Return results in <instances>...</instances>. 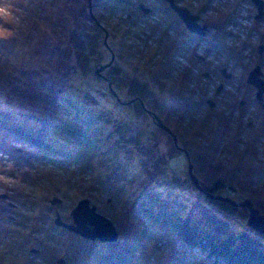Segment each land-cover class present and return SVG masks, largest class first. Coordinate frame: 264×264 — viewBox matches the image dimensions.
I'll return each mask as SVG.
<instances>
[{
    "label": "rangeland",
    "instance_id": "374dc122",
    "mask_svg": "<svg viewBox=\"0 0 264 264\" xmlns=\"http://www.w3.org/2000/svg\"><path fill=\"white\" fill-rule=\"evenodd\" d=\"M257 66L264 0H0V264H264L190 174L264 215ZM86 199L118 241L57 225Z\"/></svg>",
    "mask_w": 264,
    "mask_h": 264
},
{
    "label": "water",
    "instance_id": "95a60500",
    "mask_svg": "<svg viewBox=\"0 0 264 264\" xmlns=\"http://www.w3.org/2000/svg\"><path fill=\"white\" fill-rule=\"evenodd\" d=\"M173 7L179 13L180 17L182 18L184 23L187 25V27L191 31H200L202 33H205V30H206L205 28L207 27H204V28L200 27L201 25H199L196 22V20L198 19L197 15L191 14L186 8H183L177 5H174ZM260 74H261L260 67L257 66L254 68V70L250 72V75H249L250 76L249 81L254 83L256 87L259 89L258 94H257L259 100L263 99V91H264V81L259 77ZM160 125L170 130L164 124H160ZM190 171H191L190 174H191L192 179L197 184V186L201 189V187L198 185L199 183H198L197 177H195L192 173L193 172L192 166H190ZM210 196L213 198L227 200L233 205H236V206L238 205V206L248 209L250 213L249 220H248L249 225L254 230L264 235V215L260 214V210L254 206L253 201L247 199L241 203H237L231 200L229 197L225 198V197L216 196V195H210ZM72 216L74 219V223L66 222L59 216L56 219L57 225L62 226L66 229L72 230L90 240L99 239L101 242H104V243L116 242L119 240L120 233L116 225L114 224V222L108 217H106L105 215L101 214L97 210V206L95 204L91 205L88 199L81 201L78 204V206L72 210ZM34 251H38V250L34 249ZM65 263H66V260L63 258L58 260V264H65Z\"/></svg>",
    "mask_w": 264,
    "mask_h": 264
},
{
    "label": "trees",
    "instance_id": "16d2710c",
    "mask_svg": "<svg viewBox=\"0 0 264 264\" xmlns=\"http://www.w3.org/2000/svg\"><path fill=\"white\" fill-rule=\"evenodd\" d=\"M214 185H215L214 187H209V186L207 187L206 186V187H203L202 190L200 188H198V189H200L202 191L204 196H206L210 199L211 198L210 195H216V193H214V192L221 189L223 187L224 183L221 180H218V181H216V183ZM200 204H202V202H200ZM229 206H230V203H229ZM232 206H233V204H232ZM234 206H236V205H234ZM210 216H212V215H210ZM226 226L229 227L228 222L223 220L222 216L215 214L214 217L212 216V222L209 226V229L212 232H219V233L225 234L224 232L228 230V228ZM244 231L245 230H242V232H240V233L238 232L239 234H236V239L239 240V243L241 245H243L244 248L247 247V248L251 249V251L253 253L256 252L257 254L261 255L258 257H263L264 256V241L261 242L262 240L260 237H257V236L253 237L254 235L251 236L252 234H250L248 232L246 233ZM257 235L262 236V234H260L259 232H257ZM240 248H242V247H240Z\"/></svg>",
    "mask_w": 264,
    "mask_h": 264
},
{
    "label": "flooded vegetation",
    "instance_id": "af4514ba",
    "mask_svg": "<svg viewBox=\"0 0 264 264\" xmlns=\"http://www.w3.org/2000/svg\"><path fill=\"white\" fill-rule=\"evenodd\" d=\"M173 8H174V7H173ZM149 9H150L149 12H146V11H145V12H146V13H150V12H151V8H149ZM189 9H190V8H189ZM172 12H173V11H172ZM173 13H174V12H173ZM177 13H178V12H177ZM177 15H179V14H177ZM179 16H180V15H179ZM179 16H178V17H179Z\"/></svg>",
    "mask_w": 264,
    "mask_h": 264
},
{
    "label": "bare ground",
    "instance_id": "6f19581e",
    "mask_svg": "<svg viewBox=\"0 0 264 264\" xmlns=\"http://www.w3.org/2000/svg\"><path fill=\"white\" fill-rule=\"evenodd\" d=\"M190 165V164H189ZM190 166H192V165H190Z\"/></svg>",
    "mask_w": 264,
    "mask_h": 264
}]
</instances>
